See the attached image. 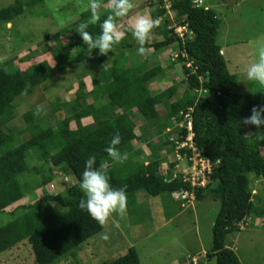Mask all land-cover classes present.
<instances>
[{"label":"trees","instance_id":"obj_1","mask_svg":"<svg viewBox=\"0 0 264 264\" xmlns=\"http://www.w3.org/2000/svg\"><path fill=\"white\" fill-rule=\"evenodd\" d=\"M173 12L172 21L162 0H148L152 7L150 17L158 21L155 31L162 36L159 41L145 43L144 48L160 51L175 43L176 60L189 61L181 65L186 85H169L153 92L150 83L161 68L158 65L144 68L140 62L125 66L126 52L136 49L135 41L129 42L130 32L116 44L121 47L119 57L112 60L107 73L90 79V102H84L86 94L80 93L84 83L79 81L74 98L69 100V114L50 125L48 119L34 121V111L22 113L26 137L12 131L10 122L14 118V101L18 95L30 94L33 89L49 80L53 72L63 71L76 63L89 62L97 56L91 52L76 31L81 23L88 22L90 11L81 12L61 31L52 35L56 40L51 50L54 61L46 60L31 64L25 69L11 66L12 60L0 61V212L24 199L28 193L53 182L56 175L65 181L69 173L73 184L58 193L45 191L33 202L18 204L8 212L10 219L0 226V253L18 244L30 245L36 264H51L61 256L101 231L102 227L86 211L79 207L83 194L79 190L81 173L90 155H95L94 167L103 164L108 169L109 183L114 188H124L125 194L143 190L151 196L163 192L169 194L187 191L193 199L210 198L219 202V209L212 223L211 248L206 256L213 257L215 264H240L234 249L226 242L229 234L239 230V225L254 211L258 194L252 193V179L264 180L263 133L247 135L252 126L241 124L253 106L264 104V89L255 93L239 94L237 81L226 66L222 48L216 43L219 19L216 12L206 4L194 5L192 0H168ZM44 0H15L0 10V22H8L20 15L24 9L42 4ZM109 8L99 14V20L89 23L86 29L96 37L100 23L107 18ZM118 18H114V22ZM181 26V36L175 27ZM72 31L62 42L63 31ZM47 38V34H45ZM115 46V45H114ZM202 88V95L196 90ZM52 108L50 114L58 110ZM138 110L144 122L140 132L135 131L133 111ZM160 110L163 111L160 113ZM188 113L189 118L184 115ZM91 122L86 123L85 121ZM187 121L190 122L192 146L211 163L204 186H191L178 172L173 176L177 163L176 154L186 160L191 155L187 146L176 149L186 140ZM166 128H170L164 132ZM118 133L120 144L116 149L121 154L134 158L141 151H134L133 142H144L150 146L151 139L162 137L164 154L152 152L138 166L112 161L105 148L113 135ZM176 134L175 139L171 138ZM167 157V158H166ZM176 157V158H175ZM166 171L159 172L162 162ZM190 162L187 160V164ZM126 168L129 172L121 174ZM59 171L56 174L55 171ZM29 171L36 175L32 188L26 192L18 176ZM198 259V258H197ZM201 262L200 260L196 261ZM98 264H140L133 246L125 253ZM200 264V263H199Z\"/></svg>","mask_w":264,"mask_h":264},{"label":"rangeland","instance_id":"obj_2","mask_svg":"<svg viewBox=\"0 0 264 264\" xmlns=\"http://www.w3.org/2000/svg\"><path fill=\"white\" fill-rule=\"evenodd\" d=\"M148 0H131L132 8L129 13L118 18L114 23L118 31L124 32L130 23L139 16L150 17L152 7L146 6ZM163 6L172 21L174 14L170 11L169 1L162 0ZM15 0H0V10L13 4ZM89 0H44L42 4L24 9L23 12L8 22H0V61L12 60L11 66L25 69L31 64L46 60L51 66L54 61L51 50L56 40L52 35L77 20L81 12L88 10ZM216 12L219 19V29L216 43L222 48L228 71L234 75L239 94L257 92L261 87L249 82L245 77L246 66L256 59L257 50L264 47V0H204ZM110 7L109 0H100L98 13ZM151 18V17H150ZM90 19V18H88ZM180 28L175 27L179 32ZM47 34V38L45 37ZM72 31H63L59 37L62 42L71 36ZM162 39L153 28L147 44ZM129 42H133L132 36ZM136 42L134 46H136ZM136 49L126 52L125 66L131 62H140L144 68L158 65L161 71L150 83V89L158 92L169 85L180 86L184 81V73L181 65H189V61H177V48L175 43L155 51L153 47L144 48L143 54ZM121 47L115 45L112 51L106 55H97L89 62L82 61L71 67L53 72L49 80L37 85L30 94H21L14 101V118L10 122L12 131L20 133V138L26 137L25 124L22 113L27 110L34 111V121L48 119L50 125L62 117L68 115L69 100L74 98L78 91V82L82 81L84 87L80 93H85L84 102H90V79L94 75L102 76L107 73V67L111 65L114 58L119 57ZM186 85L185 81L180 86ZM202 88L196 90L197 95L203 94ZM58 107L53 117L50 114L52 108ZM39 109V114H36ZM163 111L160 110V113ZM138 110L133 111L135 131L140 132L144 125ZM89 120V119H88ZM86 123L91 122L85 121ZM170 128H166L167 132ZM263 133L262 130L248 128L247 135ZM176 134L171 138L175 139ZM162 137L151 139L150 146L142 142H133L131 147L137 153L134 158L127 156L125 162L130 163L133 168L144 161L148 154L156 150L162 155L164 147L161 145ZM264 153V147L260 148ZM176 154L175 173H183L189 170L187 160ZM167 158V157H166ZM166 162H162L159 172H165ZM173 169V170H174ZM126 168L121 174L126 175ZM59 174V171H55ZM62 179L56 175L53 182L43 185L28 193V196L6 210L0 212V226L4 225L10 216L6 213L18 204L33 202L41 193L50 191L58 193L73 184L69 173ZM250 185L252 193L258 194V201L254 203V211L264 210V180L252 179ZM21 184H26V192L32 188L37 177L32 172L26 171L18 176ZM168 192L151 196L143 190L126 194V210L123 214L113 213L109 216L101 231L76 246L51 264H98L109 261L125 253L126 249L133 246L137 252L140 264H188L190 255L196 253L201 246L205 250L211 248V229L214 218L219 209V202L210 198L192 201V205L184 208L176 207L175 199H171ZM179 200V199H177ZM190 203V201H189ZM188 203V204H189ZM187 204V205H188ZM183 205H186L183 204ZM180 211V212H178ZM177 213V214H176ZM169 219V220H168ZM245 223H241L239 230L227 236L228 245L233 244L234 252L238 260L244 264H264V212L261 215L251 214ZM167 220V221H166ZM190 260L195 264L199 255L194 254ZM203 256V255H201ZM204 264H215L213 257ZM200 260V259H199ZM202 261L200 262V264ZM0 264H36L33 260L29 244H18L0 253Z\"/></svg>","mask_w":264,"mask_h":264},{"label":"clouds","instance_id":"obj_3","mask_svg":"<svg viewBox=\"0 0 264 264\" xmlns=\"http://www.w3.org/2000/svg\"><path fill=\"white\" fill-rule=\"evenodd\" d=\"M109 4V14L100 23V33L96 37L90 35L86 29L89 23L95 24L99 20L98 9L100 8V0H89L88 10L91 14L90 20L79 24L76 28V31L82 38L83 44L87 46L90 52L93 49L98 50V55H106L109 51H112L114 45L124 38V32L117 30L114 18L125 17L132 8L131 0H109ZM157 24L158 21L155 19L139 16L126 29L130 32L136 44L139 45L137 51L140 54L144 53L145 49L143 46L148 40L152 29ZM245 77L247 81L253 82L264 89V47L258 48L256 59L246 66ZM36 114H39V109H37ZM241 124L252 126L256 131L264 128V104L253 106L250 114L242 119ZM118 144H120V136L116 133L105 148L108 157L114 162H122L127 159L126 154H121L116 149L115 146ZM95 162V155H90L85 161L84 170L81 173L78 185L79 190L83 194V197L79 201V207L81 210L86 211L99 225L103 226L111 214L124 213L126 210V194L124 188H114L110 185L108 169L103 164L94 167ZM176 173L174 169L173 176ZM179 192L171 193L172 197L182 199L181 197L174 196V194ZM182 200H185L187 203L193 200V195L187 192V195ZM241 223L238 224L239 227Z\"/></svg>","mask_w":264,"mask_h":264},{"label":"built area","instance_id":"obj_4","mask_svg":"<svg viewBox=\"0 0 264 264\" xmlns=\"http://www.w3.org/2000/svg\"><path fill=\"white\" fill-rule=\"evenodd\" d=\"M194 5H201L204 0H192ZM180 28L178 35L181 36L184 28ZM186 118H189V114L186 113L184 115ZM187 131L188 135L185 141L180 142L176 145V149L181 148L183 146H187L191 150L190 157L187 158V160L190 162L187 164L189 167V170H186V172L181 173L182 179L185 181H189L191 186H204L207 183L208 174L211 172V163L207 158H204L200 155V152L195 150V148L192 146L191 142V136L190 133V122L187 121ZM187 195L186 191H180L179 193L174 194V196L181 197L182 199L185 198ZM193 260V258H192Z\"/></svg>","mask_w":264,"mask_h":264},{"label":"crops","instance_id":"obj_5","mask_svg":"<svg viewBox=\"0 0 264 264\" xmlns=\"http://www.w3.org/2000/svg\"><path fill=\"white\" fill-rule=\"evenodd\" d=\"M208 7H210L208 4H206ZM214 6V5H213ZM213 6H211L212 8H214ZM173 197L171 196V199H172ZM173 199H175L176 200V207H178V208H184L185 206H189V205H192V201L194 202L195 200L193 199V200H190V203L189 202H185V200H182V199H179V198H173ZM177 199H179V200H177ZM188 199V198H187ZM189 199H191L190 197H189ZM186 203V205H183V204H185ZM189 203V204H188ZM188 204V205H187ZM178 212H180V211H178ZM177 214V213H176ZM169 220V219H168ZM246 220H248L247 218L245 219V221ZM167 221V220H166ZM245 221H244V223H245ZM232 246V248H234V246H233V244H230L229 245V247H231ZM206 252H207V250H205L202 246H201V248L198 250V251H196V253H192L191 255H190V260H191V258H194V254H197V255H199V257H196V258H198V260L200 259V261H202V263L201 264H204V261L203 260H201V258L204 256V260L205 261H207L209 258L206 256ZM201 255H203V256H201ZM139 259V258H138ZM190 260H189V263L188 264H191V262H190ZM197 260V261H198ZM187 263V261H183L181 264H184V263ZM200 262H198V264H199ZM239 263L240 264H244V263H241L240 261H239ZM197 264V263H196Z\"/></svg>","mask_w":264,"mask_h":264}]
</instances>
